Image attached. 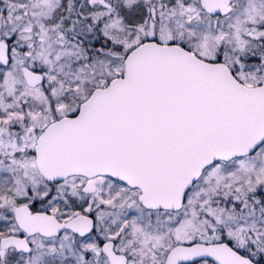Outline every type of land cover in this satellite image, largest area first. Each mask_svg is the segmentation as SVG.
<instances>
[{"label": "snow or ice", "instance_id": "1", "mask_svg": "<svg viewBox=\"0 0 264 264\" xmlns=\"http://www.w3.org/2000/svg\"><path fill=\"white\" fill-rule=\"evenodd\" d=\"M0 264H264V0H0Z\"/></svg>", "mask_w": 264, "mask_h": 264}]
</instances>
